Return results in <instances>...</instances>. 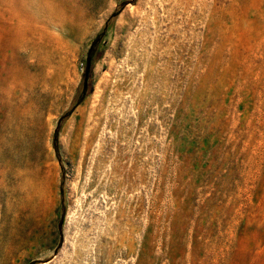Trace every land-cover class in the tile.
<instances>
[{"label":"rangeland","instance_id":"obj_1","mask_svg":"<svg viewBox=\"0 0 264 264\" xmlns=\"http://www.w3.org/2000/svg\"><path fill=\"white\" fill-rule=\"evenodd\" d=\"M0 264H264V0H0Z\"/></svg>","mask_w":264,"mask_h":264}]
</instances>
